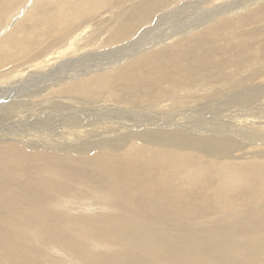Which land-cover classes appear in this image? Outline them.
I'll return each mask as SVG.
<instances>
[{
    "label": "bare ground",
    "instance_id": "6f19581e",
    "mask_svg": "<svg viewBox=\"0 0 264 264\" xmlns=\"http://www.w3.org/2000/svg\"><path fill=\"white\" fill-rule=\"evenodd\" d=\"M169 1L0 0V122L11 120L7 131L0 130V264H53L43 256L47 248L67 252L78 264H264V151L221 160L196 148L166 146L155 136L150 140L153 135L146 131L143 139L121 133L130 140L121 148L82 146L87 152L80 155L68 147L56 151L54 142H74L98 125L60 126L64 136L49 135L50 140L37 134L44 127L37 133L23 127L31 116L47 114L52 96L62 110L79 105L78 100H93L96 108L109 106L101 102L107 98L136 104L154 97L159 104L166 100L176 105L178 91L193 94L197 84L204 86L203 92L208 87L214 91L212 85L224 87L233 80V85H243L232 73L264 64V29L243 32L251 23L262 22L264 28V4L255 3L241 15L243 11L232 9L219 14L238 18L220 19L218 8L210 9V19L204 20L209 22L171 36L178 41L162 46L168 48L163 51L78 67L95 53L85 43L92 35V15L122 6L115 12L114 32L106 45L129 39L133 28L147 18L149 22L156 10L169 7ZM20 7L24 9L17 11ZM14 13L21 14L16 18L21 20L7 24ZM257 36L263 37L262 43ZM92 46L102 48L98 41ZM117 65L120 68L111 72ZM253 76L263 79L264 71ZM242 78L248 83L239 75ZM199 94L193 99L203 98ZM32 106L38 113L30 112ZM255 116L244 115L240 129L261 134L264 118ZM218 177L226 183H215ZM82 184L88 186L87 200H100L111 212L71 216L53 208L54 203L72 208L82 203L84 193L77 192ZM190 207L189 215L203 211L207 217L215 212L230 217L226 226L213 222L205 235L198 224L195 240L190 233L176 238L175 228L183 224L176 219L190 217L182 213ZM238 207L244 210L235 211ZM168 218H173L170 224L165 223ZM92 242L107 251L91 252Z\"/></svg>",
    "mask_w": 264,
    "mask_h": 264
},
{
    "label": "rangeland",
    "instance_id": "374dc122",
    "mask_svg": "<svg viewBox=\"0 0 264 264\" xmlns=\"http://www.w3.org/2000/svg\"><path fill=\"white\" fill-rule=\"evenodd\" d=\"M169 3H171L169 7L156 10L154 12L155 15L152 14L149 22L147 18L140 26L133 28L129 39H118L115 42L106 45L104 43L107 36L111 34V32H114L116 22L114 16L115 12L118 13L122 6L119 7L117 4L115 8L104 10L102 13L92 15L89 23L92 35L88 34L87 37L89 38L85 40V43L87 42V49H90V52L95 53H92L93 59L90 57L86 62L79 64L78 67H93L97 63L101 66H105L110 62L121 61L127 58L130 59V56L135 55L138 52H142L140 54L145 55L150 52L156 53L163 51L168 48H161L162 46L167 45V47H172V44L176 40L171 36H175L176 33L180 31L185 32L192 30L194 27L202 25L201 23L205 24L206 22H209L204 20L210 19L209 17L211 16L208 13L211 11L210 9H212V11L218 10V15L221 14V11L228 12L231 9V11L239 10L243 11L240 13L241 15L244 12L252 11L257 3L264 4V0H170ZM21 8L24 9V7H20L17 11ZM13 15H15V13L8 17L6 20L7 24L15 20V25L21 20V17L16 19L21 14H17L18 16ZM234 15L230 16L223 13V15H219V18L223 19L225 16H230L231 18L240 17L239 14ZM111 16L113 20L109 21ZM109 24L110 27L107 29ZM250 26H243V32L247 31L245 34L249 33L250 29H256L257 31L264 29L262 27V22H257L255 25L252 24V26ZM192 34L194 33H191V35ZM255 39L259 43H262L263 37L257 36ZM95 41H98V44H101L102 48L101 46L93 47L92 44L95 45ZM177 41L178 40L175 42ZM125 62L127 63L128 60ZM249 67L250 68H246L242 73H232L234 74L235 82L238 79L237 81L243 83V85L240 84L241 87H239L240 85H233V80L232 83L228 84V86L225 85L224 87L219 84H211L215 90H218V92L211 90L209 87L208 90L203 92L202 88L204 86H202V84H197V86H199L197 89H201V92H198V90L194 88V91L196 90V92L192 91L193 94H187L192 97L189 100H184L187 96L184 92L185 90L174 93V95H176L175 98L178 99L176 105L166 100L159 104L158 98L154 97L146 102L136 104H127L118 99L113 100L107 98L101 102H107L109 106L99 104L96 108V105H93V102H95L93 100H78L79 105L75 107L65 106L62 110L58 109L56 99L52 96L47 103L49 108L45 111L47 114L39 115L37 117L31 116L30 119L24 121L23 127L26 131L32 132H36V129H42L44 127L41 134L40 132L36 133L39 134L41 140H50L49 135L57 136L58 133V136H61V138L64 136L63 130L59 129L60 126L66 127L73 124L98 125V130L94 129L92 134L90 133L91 135L89 134V136L87 135L84 138L74 139V142L63 139H61L59 143L54 142L56 145V148L54 149L56 151L68 147L70 150H78L80 155L83 150L87 152V148L90 149V147L95 146L106 148L124 147L130 140H127L121 133L124 134V132H127L133 139H143L146 131L152 133L153 136H151V138L155 136L159 143H163L166 146H176L175 148L177 149L187 151H189L187 148H196L195 152L201 151L204 152L205 155L207 153L209 156H214L221 160H223V158L229 159V157L230 159H234L233 157L242 154L247 158L252 156L255 151L259 155V153L264 151V131L260 134L249 132L250 130L247 128L241 130L239 127V124L244 119V115H256V118H264V77L261 79V76H253L255 73L257 74L260 71H264V64L262 63L260 66L257 64ZM119 68L120 66L117 65L111 72H114ZM239 75L248 78V83L245 84V78L239 79ZM251 78L254 79V82ZM112 86L117 87L116 84ZM107 92L108 91L105 89L103 93ZM199 93L203 98L199 100L193 99ZM211 94L214 95L212 96ZM35 107L38 108V104H36ZM35 107H30L29 110L31 113H38ZM10 121L0 122V130L7 131L5 127ZM236 122L238 124H236ZM2 134L4 135L5 133L2 132ZM8 137L15 139L11 136ZM31 139H34L33 136ZM85 139H87V141H84ZM150 140H153V138ZM33 141L34 146H37L35 140ZM255 141H259L256 146ZM82 146L87 148L80 149ZM256 149H260V152ZM118 151L121 152V149ZM73 153L77 156V153ZM262 154H264V152ZM91 157L92 155L86 156V159H90ZM16 178L19 179L20 177ZM221 179V177H218V179L214 181L215 183H218L223 181V179ZM223 183H226V180H224ZM82 185L83 187H81V189L79 187L77 192L81 191V193H84L82 195L84 200H81L83 204L80 202V204L73 205L72 208L71 205L69 207L68 205L61 204V206L60 203H54L53 208L55 210L57 209L62 214L66 213L71 216L107 214L111 212L107 206L100 203V200H87L86 193H88V186L86 188V185ZM3 194L7 196L9 195L8 192H4ZM78 195L79 194L76 196ZM73 202L75 201L71 200V203ZM68 207L70 208L69 210ZM190 209L191 207L182 211L183 215H189ZM237 210H244V207H238L235 211ZM189 216L190 217H181L178 220L176 219V222L183 221L181 226L175 228L177 229V231H174V236L176 238L183 236L184 233H190L189 237L192 238L191 240H195L196 237L193 234L197 232L198 224L203 225L199 232L205 235L207 234V228L211 227L213 222L226 226V219L230 217H228V214H221L218 212H215L213 215H208L207 217L203 211L196 212ZM170 219L173 218H168V221L165 223L170 224ZM214 228L216 229V225L213 226L212 232L214 231ZM221 235V237L224 236V234ZM89 248H91L90 251L94 253H103L104 251H107V247L96 242H92L89 245ZM41 249H44V247H41ZM114 249L115 248H110V251H114ZM61 251V249L52 250L47 248L44 249L43 256L50 257L49 262H53V264H78L77 260L70 257L67 252ZM258 262L260 263L259 260Z\"/></svg>",
    "mask_w": 264,
    "mask_h": 264
}]
</instances>
